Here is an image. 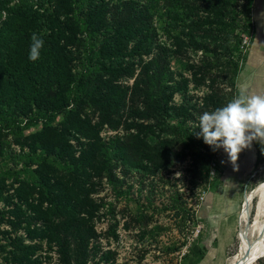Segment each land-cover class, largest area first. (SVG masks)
<instances>
[{"label":"trees","instance_id":"1","mask_svg":"<svg viewBox=\"0 0 264 264\" xmlns=\"http://www.w3.org/2000/svg\"><path fill=\"white\" fill-rule=\"evenodd\" d=\"M253 2L0 0V264H43L44 241L61 264H111L95 224L104 178L120 194L188 159L192 183L212 184L218 150L196 126L238 94Z\"/></svg>","mask_w":264,"mask_h":264},{"label":"rangeland","instance_id":"2","mask_svg":"<svg viewBox=\"0 0 264 264\" xmlns=\"http://www.w3.org/2000/svg\"><path fill=\"white\" fill-rule=\"evenodd\" d=\"M252 16L254 32L247 61L238 76V93L247 90L264 94V0H254ZM116 132L105 127L101 135L108 138ZM180 148L181 144L175 150ZM188 163V159H177L169 170L147 178L144 185L137 177L129 178L131 187L124 186L120 194L103 179L94 193L105 202L95 224L103 250L116 252L111 264H228L229 258L239 252L243 208L248 193L264 182V155L253 141L239 153V167L234 170L227 153L220 148L216 164L212 165L211 185H194ZM5 164L6 161L0 163V169ZM177 196L190 213H195V219L177 215L172 207ZM143 214L149 217L147 224L137 220ZM116 219L117 238L110 231ZM144 228L147 233L143 238ZM197 246L199 252L194 248ZM39 254L43 264H61L57 246L50 248L44 241ZM251 264H264V256Z\"/></svg>","mask_w":264,"mask_h":264},{"label":"clouds","instance_id":"3","mask_svg":"<svg viewBox=\"0 0 264 264\" xmlns=\"http://www.w3.org/2000/svg\"><path fill=\"white\" fill-rule=\"evenodd\" d=\"M29 60L36 61L44 41L37 34L31 37ZM197 138L213 151L223 148L234 170H238L239 153L251 146L253 141L264 144V94L241 91L226 105L212 112H204L196 126Z\"/></svg>","mask_w":264,"mask_h":264},{"label":"bare ground","instance_id":"4","mask_svg":"<svg viewBox=\"0 0 264 264\" xmlns=\"http://www.w3.org/2000/svg\"><path fill=\"white\" fill-rule=\"evenodd\" d=\"M239 235L242 239L239 252L229 258L228 264H237L246 249H249L253 255L262 254L252 262L264 256V182L246 197L242 212V229Z\"/></svg>","mask_w":264,"mask_h":264},{"label":"water","instance_id":"5","mask_svg":"<svg viewBox=\"0 0 264 264\" xmlns=\"http://www.w3.org/2000/svg\"><path fill=\"white\" fill-rule=\"evenodd\" d=\"M255 189L256 188H254L253 190ZM261 255H253L250 253L249 249H246L241 260L237 264H250L253 260H255V258L260 257Z\"/></svg>","mask_w":264,"mask_h":264}]
</instances>
